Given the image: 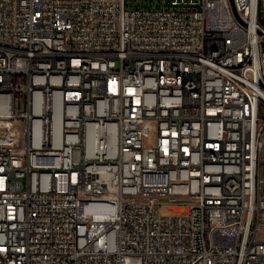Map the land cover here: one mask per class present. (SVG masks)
Instances as JSON below:
<instances>
[{"label": "built area", "instance_id": "built-area-1", "mask_svg": "<svg viewBox=\"0 0 264 264\" xmlns=\"http://www.w3.org/2000/svg\"><path fill=\"white\" fill-rule=\"evenodd\" d=\"M264 0H0V264H264Z\"/></svg>", "mask_w": 264, "mask_h": 264}, {"label": "rangeland", "instance_id": "rangeland-1", "mask_svg": "<svg viewBox=\"0 0 264 264\" xmlns=\"http://www.w3.org/2000/svg\"><path fill=\"white\" fill-rule=\"evenodd\" d=\"M145 0H131V2L134 4H137L139 2H144ZM260 237H264V230L261 232Z\"/></svg>", "mask_w": 264, "mask_h": 264}]
</instances>
